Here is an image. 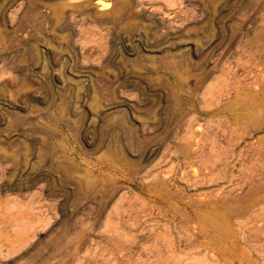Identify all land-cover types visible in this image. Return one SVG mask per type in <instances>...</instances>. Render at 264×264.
<instances>
[{
  "label": "rangeland",
  "instance_id": "1",
  "mask_svg": "<svg viewBox=\"0 0 264 264\" xmlns=\"http://www.w3.org/2000/svg\"><path fill=\"white\" fill-rule=\"evenodd\" d=\"M263 211L264 0H0V264H264Z\"/></svg>",
  "mask_w": 264,
  "mask_h": 264
},
{
  "label": "bare ground",
  "instance_id": "2",
  "mask_svg": "<svg viewBox=\"0 0 264 264\" xmlns=\"http://www.w3.org/2000/svg\"><path fill=\"white\" fill-rule=\"evenodd\" d=\"M224 95H225V94H224ZM223 97H224V96H223ZM219 98H220V97H219ZM219 98H217V99H219ZM223 99H224V98H223ZM220 100H222V99H220ZM216 102H217V100H216ZM215 104H217V103H215ZM217 105H218V104H217ZM215 107H216V106H214V108H215ZM196 145H197V144H196ZM186 147H187V146H186ZM188 147H189V146H188ZM187 149H188V148H187ZM190 149H191V147H190ZM190 149H189V150H190ZM193 150H195V149H193ZM187 153L189 154V152H187ZM189 155H190V154H189ZM208 164H209V163H208ZM183 170H184V169H183ZM205 175H206V174H205ZM179 189H180V188H179ZM183 194H184V193H183ZM210 195H211V194H210ZM146 196H147V195H146ZM217 196H218V195H217ZM204 197H206V196H204ZM215 197H216V195H215ZM137 198H138V197H137ZM159 199H160V198H159ZM188 199H189V197H188ZM188 199H187V201H188ZM202 199H203V198H202ZM214 199H216V198H214ZM198 200H199V199H198ZM204 200H205V199H204ZM256 200H257V199H256ZM202 201H203V200H202ZM158 202H159V201H158ZM203 202H204V201H203ZM210 202H211V201H210ZM255 202H258V200L255 201ZM146 203H147V202H146ZM186 203H188V202H186ZM261 203H262V202H261ZM261 203H259V204H261ZM141 204L144 205L143 203H141ZM145 205H146V204H145ZM145 205H144V206H145ZM261 206H262V205H261ZM259 207H260V206H259ZM137 208H138V207H137ZM160 209H161V208H160ZM138 210H139V208H138ZM140 210H141V209H140ZM158 210H159V209H158ZM158 210H156V211H158ZM178 211H180V210H178ZM181 212H182V211H181ZM192 212H193V211H192ZM197 212H198V211H197ZM261 212H262V211H261ZM263 212H264V211H263ZM263 214H264V213H263ZM160 216H161V215H160ZM261 216H263V215L261 214ZM261 216H260V217H261ZM150 217H151V216H150ZM170 217H171V216H170ZM263 217H264V216H263ZM146 218H147V217H146ZM153 218H154V216H153ZM163 218H164V217H163ZM261 218H262V217H261ZM132 221H133V220H132ZM155 222H156V221H155ZM178 222H179V221H178ZM204 222H205V221H204ZM147 223H148V222H147ZM147 223L145 222V224H147ZM174 223H175V222H174ZM137 224H138V223H137ZM137 224H136V225H137ZM176 224H177V222L175 223V225H176ZM180 226H181V225H180ZM174 229H175V231H176V226L174 227ZM186 229H187V228H186ZM154 230H155V229H154ZM167 230H168V229H167ZM177 230L179 231V225H178V229H177ZM180 230H181V228H180ZM178 231H176V232H178ZM180 232H181V231H180ZM182 232H183V231H182ZM186 233H188V236H185V237H189V233H190V231H188V232H186ZM130 234H131V233H130ZM181 234H182V233H181ZM179 235H180V234H179ZM199 236H200V235H199ZM183 237H184V236H183ZM132 238H133V237H132ZM130 239H131V238H130ZM182 239H183V238H182ZM184 240H185V238H184ZM187 240H188V239H187ZM133 241H134V240H133ZM160 241H161V240H160ZM180 241H181V240H180ZM191 241H192V240H191ZM169 242H170V241H169ZM173 242H174V241H173ZM120 243H121V242H120ZM120 243H119V247H121V246H120ZM126 243H128V242H126ZM126 243H125V244H126ZM135 243H136V242H135ZM161 243H162V242H161ZM170 243H171V242H170ZM187 243H188V242H187ZM187 243H186V244H187ZM156 244L158 245V243H156ZM156 244H155L154 246H156ZM164 244H165V241H164ZM179 244H180V243H179ZM132 245H133V244L127 245V247H126V245H125V247L127 248V249H126V248H125V249H126L127 251L130 252V250L132 249V247H134V246H132ZM151 245H152V244H151ZM151 245H149V246L151 247ZM160 245H161V244H159L158 247H160ZM168 245H169V246H168ZM168 245H167L166 247L170 250V248H171V247H170V244H168ZM172 245H174V244L172 243ZM172 245H171V246H172ZM192 245H193V244H192ZM122 246H123V242H122ZM130 246H131V248H130ZM154 246H152V247H154ZM161 246H162V245H161ZM164 246H165V245H164ZM184 246H185V245H184ZM193 246H194V245H193ZM128 247H129V248H128ZM169 247H170V248H169ZM172 247L174 248V246H172ZM145 248L147 249V248H149V247H145ZM160 248H161V247H160ZM186 248H187V247H186ZM192 248H193V247H192ZM117 249H118V246H117ZM125 249L122 247V248L118 249V251H119V250H120V251H123V250H125ZM129 249H130V250H129ZM151 249H152V248H151ZM153 249H154V248H153ZM168 249L165 248V250H168ZM132 250H133V249H132ZM172 250L175 251V249H172ZM172 250H171V252H172L171 255H173V253H174V251H172ZM196 250H198V247H197ZM118 251H117V255H118ZM127 251H126V252H127ZM133 251H134V250H133ZM133 251H131V253H132ZM142 251H145V250H142ZM147 251H148V253H151V252H150V248H149ZM151 251H152V250H151ZM124 252H125V251H124ZM129 252H127L126 254L129 255ZM113 253H114V252H113ZM133 253H134V252H133ZM141 253H142V252H141ZM211 253H213V252H211ZM114 254H115V253H114ZM114 254H110L111 257H110V255H109V258L112 259V255H113V257L115 256ZM139 254H140V253H139ZM153 254H154V253H153ZM155 254L158 255L157 253H155ZM128 255H126V256H128ZM144 255L147 256L146 252H145ZM210 255H211V254H210ZM215 255H216V254H215ZM126 256H125V257H126ZM173 256H174V255H173ZM173 256H172V257H173ZM181 256H182V255H181ZM115 257H116V256H115ZM149 257H150V255H149ZM169 257H171V256H169ZM191 257H192V256H191ZM193 257H194V256H193ZM203 257H204V256H203ZM210 257H211V256H210ZM212 257H215V256H212ZM119 258H120V256H119ZM122 258H123V256H122ZM126 258H127V257H126ZM136 258H137V257H136ZM136 258H135V259H136ZM179 258L181 259L180 256H179ZM188 258H190V257H188ZM194 258H196V257H194ZM132 259H134V258H132ZM166 259H167V257H166ZM168 259L171 261V259H173V258H171V259L168 258ZM196 259H197V258H196ZM196 259H195V260H196ZM202 259H203V258H202ZM213 259H214V258H213ZM215 259H216V258H215ZM106 260H107V259H106ZM162 260H165V259H162ZM204 260H205V259H204ZM113 261H114V260H113ZM143 261H144V260H143ZM150 261H151V260H150ZM159 261H160V260H159ZM165 261H167V260H165ZM175 261H176V260H175ZM103 262H104V261H103ZM138 262H139V261H138ZM108 263H109V262H108ZM108 263H107V264H108ZM154 263H155V262H154ZM154 263L152 262V264H154ZM161 263H162V262H161ZM112 264H113V263H112ZM114 264H115V263H114ZM118 264H119V263H118ZM120 264H121V263H120ZM159 264H160V263H159ZM166 264H168V261L166 262ZM214 264H216V263H214ZM223 264H224V263H223Z\"/></svg>",
  "mask_w": 264,
  "mask_h": 264
}]
</instances>
